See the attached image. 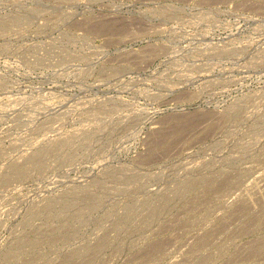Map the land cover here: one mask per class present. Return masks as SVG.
Listing matches in <instances>:
<instances>
[{
    "label": "rangeland",
    "instance_id": "374dc122",
    "mask_svg": "<svg viewBox=\"0 0 264 264\" xmlns=\"http://www.w3.org/2000/svg\"><path fill=\"white\" fill-rule=\"evenodd\" d=\"M0 264H264V0H0Z\"/></svg>",
    "mask_w": 264,
    "mask_h": 264
}]
</instances>
